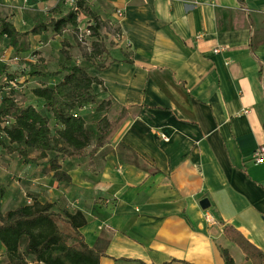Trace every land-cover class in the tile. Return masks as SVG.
<instances>
[{
  "label": "crops",
  "instance_id": "1",
  "mask_svg": "<svg viewBox=\"0 0 264 264\" xmlns=\"http://www.w3.org/2000/svg\"><path fill=\"white\" fill-rule=\"evenodd\" d=\"M105 1L121 46L93 87L109 118L129 112L93 156L61 161L70 181L0 144L1 210H81L85 241L109 238L100 264H225L221 248L256 264L224 228L264 253V0Z\"/></svg>",
  "mask_w": 264,
  "mask_h": 264
},
{
  "label": "trees",
  "instance_id": "2",
  "mask_svg": "<svg viewBox=\"0 0 264 264\" xmlns=\"http://www.w3.org/2000/svg\"><path fill=\"white\" fill-rule=\"evenodd\" d=\"M82 12L92 16L87 20V26L99 33L101 18L90 8L78 2L60 17H52L49 21L38 19L27 30H20L7 17L0 13V43L7 39L17 53L23 51L25 39L33 35H41L49 30L55 34L68 25H77V19ZM80 29V26H79ZM118 35L121 36L119 28ZM106 66H99L103 70ZM9 65L0 60V76L7 75L14 79V74L8 72ZM33 75L42 77H62L53 85L42 84L32 89L33 94L44 101V106L52 113L60 127L56 135L51 134L49 118L34 105H23L12 95L2 97L0 104V125L6 118H14L10 125L3 127L10 144H4L9 150L17 151L26 162H38L40 158L55 155L47 159L49 167L54 171L59 181H70L63 169L62 160L86 154L94 155L105 145L113 133L121 125L129 112L127 106H122L114 118L106 114L98 120L87 124L85 118L76 113V109L85 105L97 103L98 94L94 83L102 84V79L86 67L67 62L56 70L36 69ZM111 99L100 100L96 110L106 111ZM13 144H16L15 146ZM122 147L129 148L126 158L139 165L137 153L124 143ZM91 149L88 150V148ZM35 151L32 156L31 152ZM51 202L35 200L31 204H23L14 209L2 211L0 207V241L6 246L8 264H100V258L106 253L109 238L102 233L93 246H90L80 231L87 223V218L81 210L70 212L66 209H53ZM226 235L238 244L253 259L256 264H264V253L247 239L236 227L227 224ZM225 264H236L231 253L221 248Z\"/></svg>",
  "mask_w": 264,
  "mask_h": 264
},
{
  "label": "rangeland",
  "instance_id": "3",
  "mask_svg": "<svg viewBox=\"0 0 264 264\" xmlns=\"http://www.w3.org/2000/svg\"><path fill=\"white\" fill-rule=\"evenodd\" d=\"M78 2H83L84 7L90 8L100 16L99 33L95 34L94 29L91 28L90 34L80 39L79 26H87L88 18L92 19V16L82 12L77 19V25L66 26L60 34L49 30L41 35L29 36L25 39V49L20 53L9 45L7 39H3L0 43V60L9 65L8 72L15 76L14 79H9L7 75L0 76V101L3 96L10 94L23 105H34L48 116L52 135L57 134L60 125L44 106V101L33 94L32 89L42 84L53 85L58 82L62 74L45 78L33 75L31 71L56 70L69 61L96 72L99 66L108 65L118 56L119 46H121V36L118 35L119 26L116 20L102 17L107 5L105 0H0V13L10 19L20 30L30 29L38 19L49 21L52 17H60L75 8ZM98 103L99 100L97 103L88 104L89 109L84 110L83 114L81 108L75 111L85 118L87 124L92 123L105 114V111L96 110ZM112 104L110 101L109 108ZM107 116L109 117V113ZM13 120L14 118L9 116L0 125L1 145L10 143L3 127L10 125ZM35 153L32 150L31 154ZM54 155L55 152H49L47 157L40 160L47 161ZM41 165L48 168L46 162ZM40 168L43 169V167Z\"/></svg>",
  "mask_w": 264,
  "mask_h": 264
},
{
  "label": "built area",
  "instance_id": "4",
  "mask_svg": "<svg viewBox=\"0 0 264 264\" xmlns=\"http://www.w3.org/2000/svg\"><path fill=\"white\" fill-rule=\"evenodd\" d=\"M80 39L90 34V28L88 26L80 27ZM220 48H215V51H219ZM255 163H264V144L259 145L253 152Z\"/></svg>",
  "mask_w": 264,
  "mask_h": 264
},
{
  "label": "water",
  "instance_id": "5",
  "mask_svg": "<svg viewBox=\"0 0 264 264\" xmlns=\"http://www.w3.org/2000/svg\"><path fill=\"white\" fill-rule=\"evenodd\" d=\"M201 205L203 206V207H207L208 205H209V201H208V199H203L202 201H201Z\"/></svg>",
  "mask_w": 264,
  "mask_h": 264
}]
</instances>
